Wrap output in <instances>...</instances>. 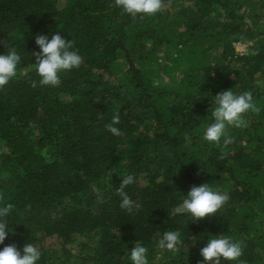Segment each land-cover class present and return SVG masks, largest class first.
I'll list each match as a JSON object with an SVG mask.
<instances>
[{
	"label": "trees",
	"instance_id": "trees-1",
	"mask_svg": "<svg viewBox=\"0 0 264 264\" xmlns=\"http://www.w3.org/2000/svg\"><path fill=\"white\" fill-rule=\"evenodd\" d=\"M57 33L83 61L40 85L36 36ZM9 48L21 62L0 87V207L13 205L0 249L32 243L38 264H131L140 243L149 264H201L214 234L241 242L242 264H264V0H162L136 17L116 0H0V54ZM230 88L260 111L210 144L214 96ZM128 175L132 212L117 192ZM203 184L228 194L222 208L176 214ZM165 231L180 232L176 251L158 247Z\"/></svg>",
	"mask_w": 264,
	"mask_h": 264
},
{
	"label": "clouds",
	"instance_id": "clouds-1",
	"mask_svg": "<svg viewBox=\"0 0 264 264\" xmlns=\"http://www.w3.org/2000/svg\"><path fill=\"white\" fill-rule=\"evenodd\" d=\"M116 4L127 14L136 17L138 14L152 16L162 9V0H116ZM36 44L39 51L36 56L35 70L40 77V85L56 86L60 83L61 73L79 68L83 58L77 51L73 50V42L67 41L59 33L52 35L51 39L46 35H37ZM21 56L15 48H9L6 54H0V87L9 83L17 75ZM252 111L259 112L260 109L253 102L252 94L248 91L237 94L232 88L224 90L214 96L211 108V123L203 133V138L210 144H219L223 138L225 145L231 142L226 134L228 126H245L244 114ZM119 123V117L114 116L112 125ZM109 125V131L119 135L118 128ZM134 182V177H124L117 189L122 197L121 207L129 212L133 211L134 202L124 191L125 187ZM229 199L227 193L215 190L208 184L193 186L182 199V202L174 209L176 214H184L195 222L199 219L215 215ZM13 205L7 204L0 207V245L11 231L7 217ZM179 231H165L158 240L161 250L176 251L181 244ZM197 240L192 242L195 246ZM148 249L137 243L130 250L129 260L131 264H149ZM203 258L201 264H222L221 258L233 264H242L240 258L243 255L241 242L234 240L228 235L208 236L207 243L200 249ZM42 256L41 250L32 243H26L23 250L15 245H5L0 249V264H38Z\"/></svg>",
	"mask_w": 264,
	"mask_h": 264
},
{
	"label": "rangeland",
	"instance_id": "rangeland-1",
	"mask_svg": "<svg viewBox=\"0 0 264 264\" xmlns=\"http://www.w3.org/2000/svg\"><path fill=\"white\" fill-rule=\"evenodd\" d=\"M235 46V51L238 54H245L247 51V44H242V43H236L234 44Z\"/></svg>",
	"mask_w": 264,
	"mask_h": 264
}]
</instances>
